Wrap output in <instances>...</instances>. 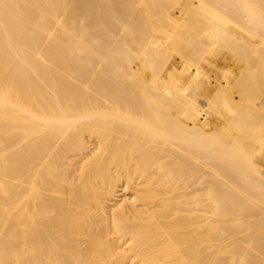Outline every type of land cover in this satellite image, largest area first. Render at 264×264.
Segmentation results:
<instances>
[{"label": "bare ground", "instance_id": "1", "mask_svg": "<svg viewBox=\"0 0 264 264\" xmlns=\"http://www.w3.org/2000/svg\"><path fill=\"white\" fill-rule=\"evenodd\" d=\"M0 264H264V0H0Z\"/></svg>", "mask_w": 264, "mask_h": 264}]
</instances>
